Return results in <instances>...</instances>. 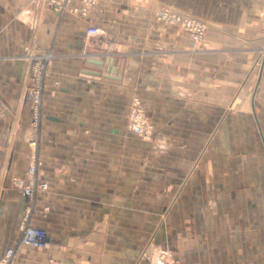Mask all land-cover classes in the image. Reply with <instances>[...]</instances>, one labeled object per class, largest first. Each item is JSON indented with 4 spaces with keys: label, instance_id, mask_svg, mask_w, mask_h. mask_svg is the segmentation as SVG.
<instances>
[{
    "label": "crops",
    "instance_id": "crops-1",
    "mask_svg": "<svg viewBox=\"0 0 264 264\" xmlns=\"http://www.w3.org/2000/svg\"><path fill=\"white\" fill-rule=\"evenodd\" d=\"M96 1L82 17L77 0H0V260L160 264L167 246L181 264H264V0ZM160 7L206 21L204 41ZM35 47L52 60L33 130ZM133 96L146 141L127 130ZM31 140L48 189L28 199L12 179ZM26 215L41 249L18 244Z\"/></svg>",
    "mask_w": 264,
    "mask_h": 264
},
{
    "label": "built area",
    "instance_id": "built-area-1",
    "mask_svg": "<svg viewBox=\"0 0 264 264\" xmlns=\"http://www.w3.org/2000/svg\"><path fill=\"white\" fill-rule=\"evenodd\" d=\"M72 1L73 0H45L46 5L54 7L57 10L64 9L65 7L69 6ZM77 1L78 6H76L74 10L81 16L88 14L90 11H93V9H95L97 6L96 0ZM154 18L157 22H160L164 25L179 27L195 43L201 42L205 37L207 25L204 22L194 19L174 9L168 7H160L155 11ZM33 58L34 55L31 58V62ZM50 58V53L42 54L40 57L41 60L43 59L45 61H48ZM39 75L40 73L35 71L33 78L36 79L35 81L37 84L31 85L29 87V103L32 108L33 114L31 127L33 130H36L38 128V108L40 106V95L42 93V85L40 84V82L42 81V77ZM142 110L143 108L138 102L133 103L132 107L130 108L129 122L127 125L128 131L141 138L146 137L148 135L147 132L149 129V125H147L145 121ZM30 145L32 147L33 152L31 153V157L29 159L26 177H14L12 179V186L15 189L21 191L23 196L28 199L33 198L36 191H45L48 189V185L46 183L38 184L34 180V175L36 172V142L31 140ZM46 241V232L41 228L30 225L28 222V215L24 216L19 225L18 244L24 247L41 249L46 245ZM14 255L15 248L8 249L0 260V264H10V261L14 257ZM160 255V264H172L170 261L166 260V256H168L167 249L165 251H162ZM169 256V258H171L170 254Z\"/></svg>",
    "mask_w": 264,
    "mask_h": 264
},
{
    "label": "rangeland",
    "instance_id": "rangeland-1",
    "mask_svg": "<svg viewBox=\"0 0 264 264\" xmlns=\"http://www.w3.org/2000/svg\"><path fill=\"white\" fill-rule=\"evenodd\" d=\"M94 10V9H93ZM157 10V9H156ZM155 10V11H156ZM155 11H154V13H153V18H154V16H155ZM177 11V10H176ZM92 11H90L88 14H86V15H82V17H87L90 13H91ZM178 12H180V11H178ZM181 13H183V12H181ZM185 14V13H184ZM185 15H188V14H185ZM188 16H190V15H188ZM190 17H192V18H194V19H197V20H199V21H202V22H204L206 25H207V28H208V24H207V22L206 21H203V20H201L200 18H197V17H195V16H190ZM155 19V18H154ZM155 21H156V19H155ZM179 28V27H178ZM206 31H207V29H206ZM188 36V35H187ZM205 37H206V33H205ZM205 37H204V39H205ZM204 39L201 41V42H197V43H195L194 41V43L195 44H201L203 41H204ZM38 47H35V51H34V58H33V60H32V62H31V65H30V69H29V78H28V83H29V86H31V85H36L37 83H36V79L35 78H33V75H34V73H35V71H37L38 73H40V75L39 76H41L42 77V81L40 82V84L41 85H43V81H44V78H45V75H46V71H47V68H48V64L50 63V61L52 60V54H51V58L48 60V61H45V60H41L40 59V57H41V55H42V53L40 52V51H38ZM37 59V60H36ZM35 70V71H34ZM36 75H37V73H36ZM34 80V81H33ZM40 98H41V101H42V93H41V95H40ZM41 101H40V105H41ZM135 102H138L140 105H141V107L143 108V115H144V118H145V121H146V123H147V125H149V129H148V132H147V136L146 137H143V138H141V137H137V138H139L140 140H149V139H151L152 138V135H153V129H154V127H153V125H152V123H151V120H150V118L147 116V114H146V111H145V108H144V106H143V104H142V102H141V100L137 97V96H133L132 97V99H131V104H130V108L132 107V105H133V103H135ZM130 108H129V112H128V121H127V125H128V122H129V113H130ZM38 114H40V106H39V108H38ZM38 120H39V117H38ZM128 130V129H127ZM130 132V131H129ZM130 133H132V132H130ZM133 134V133H132ZM136 136V135H135ZM36 148H37V143H36V147H35V150H36ZM39 165H40V162L38 161V157L36 156V172H35V175H34V180H35V182L36 183H38L39 184V182L37 181V178H36V175H37V171H38V167H39ZM27 173V172H26ZM26 177V174H25V176L24 177H21V178H25ZM20 178V177H19ZM42 191V190H41ZM36 194V193H35ZM35 196V195H34ZM33 196V197H34ZM32 199V198H31ZM29 219H30V215H28V222H29ZM22 221V220H21ZM21 223V222H20ZM29 224H30V222H29ZM20 225V224H19ZM31 225V224H30ZM33 226V225H32ZM35 227V226H34ZM39 228V227H38ZM18 230H19V226H18ZM167 249V254H168V256H166V260H168V261H170L172 264H175V263H178V264H181V262H180V260H179V258H178V256H177V254L175 253V251L173 250V249H171L170 247H163L162 249H159L156 253H155V257H156V259H158L159 261H160V254H161V252L162 251H165ZM169 254L171 255V258H169L170 256H169ZM4 256V255H3ZM2 259V258H1ZM169 262V263H170Z\"/></svg>",
    "mask_w": 264,
    "mask_h": 264
},
{
    "label": "water",
    "instance_id": "water-1",
    "mask_svg": "<svg viewBox=\"0 0 264 264\" xmlns=\"http://www.w3.org/2000/svg\"><path fill=\"white\" fill-rule=\"evenodd\" d=\"M112 63H113V60L111 59V58H108L107 60H106V62H105V64H107V65H112ZM100 64H104V63H100ZM110 72V71H109Z\"/></svg>",
    "mask_w": 264,
    "mask_h": 264
}]
</instances>
